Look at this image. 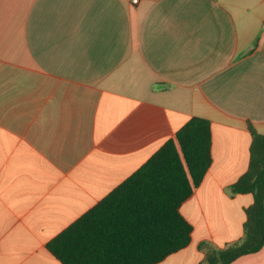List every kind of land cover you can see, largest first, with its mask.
I'll return each instance as SVG.
<instances>
[{
    "label": "crops",
    "instance_id": "1",
    "mask_svg": "<svg viewBox=\"0 0 264 264\" xmlns=\"http://www.w3.org/2000/svg\"><path fill=\"white\" fill-rule=\"evenodd\" d=\"M193 117L213 162L181 206L202 264L242 241L252 135H264V0H0V264L47 244ZM232 264H264V247Z\"/></svg>",
    "mask_w": 264,
    "mask_h": 264
},
{
    "label": "trees",
    "instance_id": "2",
    "mask_svg": "<svg viewBox=\"0 0 264 264\" xmlns=\"http://www.w3.org/2000/svg\"><path fill=\"white\" fill-rule=\"evenodd\" d=\"M252 135L248 171L234 184L251 194L242 241L213 250L202 264H232L264 247V135ZM213 162L212 124L191 118L139 170L47 244L62 264H158L191 243L181 213Z\"/></svg>",
    "mask_w": 264,
    "mask_h": 264
},
{
    "label": "built area",
    "instance_id": "3",
    "mask_svg": "<svg viewBox=\"0 0 264 264\" xmlns=\"http://www.w3.org/2000/svg\"><path fill=\"white\" fill-rule=\"evenodd\" d=\"M140 0H130V2L133 4V5H137L139 3Z\"/></svg>",
    "mask_w": 264,
    "mask_h": 264
}]
</instances>
